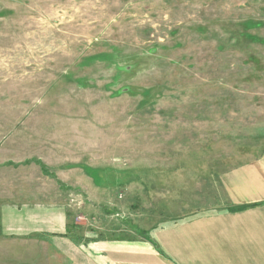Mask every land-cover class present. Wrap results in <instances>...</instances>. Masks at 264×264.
<instances>
[{"label": "rangeland", "instance_id": "374dc122", "mask_svg": "<svg viewBox=\"0 0 264 264\" xmlns=\"http://www.w3.org/2000/svg\"><path fill=\"white\" fill-rule=\"evenodd\" d=\"M263 141L264 0H0V205L55 180L73 233L81 191L164 224Z\"/></svg>", "mask_w": 264, "mask_h": 264}, {"label": "crops", "instance_id": "0c3cea01", "mask_svg": "<svg viewBox=\"0 0 264 264\" xmlns=\"http://www.w3.org/2000/svg\"><path fill=\"white\" fill-rule=\"evenodd\" d=\"M213 168L193 178L202 207L164 224L135 211L134 227L111 225L121 216L99 203L90 210L91 195L81 191L77 220L89 228L76 233L69 192L53 180L0 205V239L16 264H264V141L252 158Z\"/></svg>", "mask_w": 264, "mask_h": 264}, {"label": "trees", "instance_id": "16d2710c", "mask_svg": "<svg viewBox=\"0 0 264 264\" xmlns=\"http://www.w3.org/2000/svg\"><path fill=\"white\" fill-rule=\"evenodd\" d=\"M121 72H123V73H126L125 71H123V70H121ZM129 89V88H128ZM33 162H35L37 165H39L40 166V168L42 169V171L45 173V174H47L46 173V171H44L45 170V168H44V166L38 161V160H32ZM31 161V162H32ZM27 162H29L30 163V160L29 161H27ZM103 183L105 184V182L103 181Z\"/></svg>", "mask_w": 264, "mask_h": 264}, {"label": "water", "instance_id": "95a60500", "mask_svg": "<svg viewBox=\"0 0 264 264\" xmlns=\"http://www.w3.org/2000/svg\"><path fill=\"white\" fill-rule=\"evenodd\" d=\"M130 69H132V67L131 66H126V67H124L122 70L123 71H125V72H128V71H130ZM127 88H124L122 91H121V93H125V92H127Z\"/></svg>", "mask_w": 264, "mask_h": 264}]
</instances>
